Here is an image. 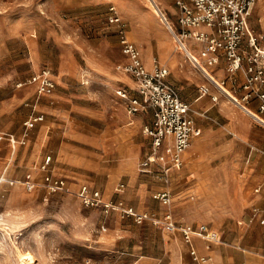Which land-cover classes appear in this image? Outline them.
<instances>
[{"label":"rangeland","instance_id":"374dc122","mask_svg":"<svg viewBox=\"0 0 264 264\" xmlns=\"http://www.w3.org/2000/svg\"><path fill=\"white\" fill-rule=\"evenodd\" d=\"M137 1L155 14L149 0ZM160 3L174 13L173 0ZM107 7L90 0H0V226L6 228L0 230V264H26L24 253L35 256L34 264H172L177 252L179 264H189L181 243L162 228L106 215L75 194L79 182H87L136 208L158 209L153 185L138 169L150 148L144 128L151 117L140 116L137 132L130 123L138 117L116 92L117 86L134 92L136 85L120 68L125 59ZM253 9L249 27L264 45V0ZM45 68L55 90L39 96L30 77ZM33 113L44 120L24 138ZM211 126L206 124L210 133ZM240 141L243 146L220 149L216 141L204 147L173 183L178 217L219 230L227 243L238 236L244 211L264 196L258 180L264 179V154L250 155ZM49 156V172L72 182L70 191L53 193L44 185L42 165ZM119 181L126 183L122 194L114 193ZM231 181L239 188L229 187ZM242 240L252 261L264 260L255 253L263 236L249 231ZM211 257L215 264H241L245 254L223 244L213 247Z\"/></svg>","mask_w":264,"mask_h":264},{"label":"built area","instance_id":"2783aa9c","mask_svg":"<svg viewBox=\"0 0 264 264\" xmlns=\"http://www.w3.org/2000/svg\"><path fill=\"white\" fill-rule=\"evenodd\" d=\"M257 1L174 0L177 11L175 21L171 20L165 11L159 10L161 13L158 12L157 15L172 33L177 50L184 52L189 62L221 93L224 94V87L210 76L208 66L218 65L220 60H224L230 75L241 70L246 80L244 89L248 91L245 98L252 95L259 98L260 112H264V91L258 87L264 85V45L261 44V38L249 27V20ZM109 12L108 22L117 25L122 52L127 57V62L120 65V68L133 77L138 91L137 97H130L125 89L119 90L118 94L128 99L132 113L147 108L153 112L154 120L144 128V132L151 139L150 151L139 163L138 169L146 174H152L157 170L163 177L168 178L172 169L183 165L184 152L192 145L195 137L193 109L188 102L180 98L178 89L167 80L169 68L155 62V68L148 70L143 63L141 49L128 39L117 8L111 6ZM195 48L199 50V56L194 53ZM30 83L36 85L39 96L51 95L55 90L54 77L47 68L34 73L30 77ZM22 85L23 83H20L19 86ZM200 91L209 94L210 87L201 85ZM211 99L218 101L215 95L211 96ZM202 115L205 116L204 113ZM253 116L264 123L260 116ZM43 120V114L33 113L24 123L26 131L24 138L30 129ZM8 136L15 143V137L12 134ZM3 137V134H0V140ZM50 161L49 156L42 165V169L47 171L44 185L53 193L70 191L65 178L49 172ZM25 184L29 190L35 188L34 182L28 181ZM123 186L121 184L120 188ZM75 194L85 206L101 208L106 215L117 211L121 217H131L139 224L152 221L168 232L178 230L183 233L185 241H190V237L196 235L204 240L221 242L215 231L204 232L174 222L169 189L152 193L153 199L168 208L162 218L148 212H138L126 206L121 200L107 199L100 189L88 184H82ZM258 214H261L264 220V209H255L254 217ZM191 255L200 264L208 260L199 256L196 250H192Z\"/></svg>","mask_w":264,"mask_h":264},{"label":"crops","instance_id":"0c3cea01","mask_svg":"<svg viewBox=\"0 0 264 264\" xmlns=\"http://www.w3.org/2000/svg\"><path fill=\"white\" fill-rule=\"evenodd\" d=\"M90 1H92L94 4H99L101 6L108 5L106 12L107 19L110 13V7L115 6L117 8L118 13L124 24L125 32L128 39L141 49V57L146 68L148 70H153L155 68V62H158L159 64L164 66L166 65L170 71L167 76V80L178 89L180 98L191 105L193 109L192 116L195 118L196 123V131L192 145L184 152L183 165L180 168L172 169L171 173L168 175V178L163 177L162 174L161 176H158L156 175V172L152 174H146L141 172L140 173L143 174L144 177L149 178L150 183L153 185L152 193L168 189L171 191L170 206L173 214V220L175 223L182 224L185 226H192L195 230H204V232L215 231L219 235L221 242L208 241L206 239L204 240L202 237L196 235H192L190 237V241H185L183 233L178 230L168 232L164 230L162 226L154 224L152 221H144L143 223H151L156 227L162 228L166 233L171 234L177 242L181 243V247L185 249L186 254L188 255L187 258L189 259V264H200L195 259H193L191 255L192 250H196L199 256L206 257L208 259L204 264H215L214 259L211 257L213 247L221 246L223 244L233 246L234 248L239 251H242L245 254V259L241 262V264H264V260H251L252 258L247 255L249 248L244 244L242 240V236L249 231L256 232L257 235L259 234V236L261 235V238L262 236L264 238V220L262 218V215L258 214V216L254 217L255 209H264V196L261 198V200H257L250 207H248L246 211H244V213L241 215L238 221V236L231 243H227L223 239V234L220 233L219 230H215L205 223L195 224L190 223L188 221L186 222L180 217H178L175 211L176 201L173 183L179 180L181 174L183 173V171H185V166L187 168V166L191 164V162L198 161V159L202 157L204 147H212L213 145L216 146V141L221 142L220 149L227 147L228 145L243 146L242 143H240V140H243L246 141V143L248 144V147L246 148L250 155L259 152L261 154H264V123L256 117L254 118L253 116L255 114L259 115L260 118L264 120V112H260L261 101L259 98L253 95L251 97L245 98L248 91L244 89L246 80L244 78L243 72L241 70H238L235 74L230 75V73L226 69V64L224 63V60H220L218 65L208 66L210 76L218 83L220 82L225 89H227L229 92L232 93V95H234L235 98H238V101L240 102L238 103V101H232L230 98H227L225 94L218 91V89L212 85L211 81H209V79L205 75H203L202 72H200L193 64L189 62L184 52L182 53L181 51L177 50L172 33L167 28L165 23H163L162 21L160 22L158 18H156L158 15L153 10L152 11L157 16L149 11L147 12L146 10L141 9L137 0ZM158 1L160 2V0ZM159 2L158 4H161ZM173 5L174 13L169 11L171 14L170 16L168 15V11H166V13L171 20L175 21L177 11L174 4V0ZM160 6L162 7V5ZM166 6L169 7V5ZM150 22H153L156 25L158 32H156L151 27L152 25L150 24ZM109 25L113 30V33L118 42L120 52L122 53L126 63L127 57L122 52V47L118 34V27L116 24L112 23H109ZM245 48L249 51L247 47ZM195 52L199 54V50L196 48L194 49V53ZM126 74L130 76V79H132L134 81V84L136 85V82L133 77L128 73ZM114 78L116 79V81H119V79H123L121 75H115ZM201 85H208L210 87L209 94H203L200 91ZM258 87L260 90L264 91V85H259ZM121 89H125L130 97L138 96L137 85L134 89V92L131 89L129 90L125 87L117 86V94L118 91ZM213 95L217 96L218 101L215 102L211 99V96ZM119 96L124 101L129 114L138 117L130 123L131 125L136 124L134 128L137 132H140V116L148 113L151 119L150 121H148L147 124H145V126L152 123V120H154V118L151 109L147 108L132 113L129 109L128 99L122 97L121 95ZM202 113H204L205 116H201ZM206 124H211L214 126L221 125V127L218 129H214V126H211L212 133H210L209 130L206 129ZM146 136L148 135L146 134ZM149 151L150 148L147 154L149 153ZM258 180L262 185L264 179L259 178ZM67 183L69 188H71L70 184L72 182L67 181ZM79 184L80 185L77 190L82 184L89 185V183L87 182H79ZM121 184L124 185L122 188H120ZM261 185H259L260 187L256 188V192L260 193L262 187ZM229 187L238 189L239 185L236 181H231L229 182ZM125 189L126 183L124 181H119L114 187V193L122 194ZM103 195L107 199L121 200L115 198L114 195H109L105 192H103ZM121 201H123L126 206L132 207L138 212H148L156 215V217L159 218H162L168 209L166 206H163L158 200L155 199H153V201L157 203V210L136 208L133 205L126 203L124 200ZM112 213L120 215V213L117 211H113ZM125 218H129L134 221V219L131 217ZM200 243L204 245L205 250H201L199 246ZM256 246H258L257 248L259 250L255 253L257 254V256L259 255L264 259V240L262 243H258ZM172 259V264H179V253L177 252Z\"/></svg>","mask_w":264,"mask_h":264},{"label":"bare ground","instance_id":"6f19581e","mask_svg":"<svg viewBox=\"0 0 264 264\" xmlns=\"http://www.w3.org/2000/svg\"><path fill=\"white\" fill-rule=\"evenodd\" d=\"M158 0H149V3H150V5H151V7H152V10L155 12V13H157L158 14V12L159 13H161L159 10H162V7L160 6L161 4H158ZM160 3V2H159ZM163 11V10H162ZM164 12V11H163ZM220 83V82H219ZM221 84V83H220ZM223 91H225L224 92V94L226 95V97L227 98H230L232 101H236L237 102V100H239L238 98H235L234 97V95H232V93L231 92H229L227 89H225L224 88V90ZM245 111V110H244ZM256 115V114H255ZM257 116H259V115H257ZM7 218V217H6ZM0 219L1 220H3V221H5V217L3 216V214L2 215H0ZM3 223H5V222H3ZM5 227H4V229L0 226V230H3V231H5ZM23 256H24V258H25V260L26 261H24V263H26V264H34L35 263V256L34 255H32L31 253H24V254H22ZM21 255V256H22Z\"/></svg>","mask_w":264,"mask_h":264}]
</instances>
